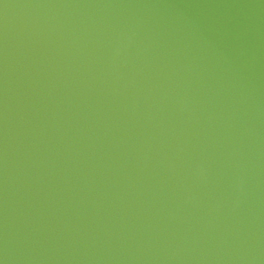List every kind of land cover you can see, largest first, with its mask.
I'll list each match as a JSON object with an SVG mask.
<instances>
[{
    "label": "water",
    "instance_id": "1",
    "mask_svg": "<svg viewBox=\"0 0 264 264\" xmlns=\"http://www.w3.org/2000/svg\"><path fill=\"white\" fill-rule=\"evenodd\" d=\"M2 264H264L261 0H0Z\"/></svg>",
    "mask_w": 264,
    "mask_h": 264
},
{
    "label": "snow or ice",
    "instance_id": "2",
    "mask_svg": "<svg viewBox=\"0 0 264 264\" xmlns=\"http://www.w3.org/2000/svg\"><path fill=\"white\" fill-rule=\"evenodd\" d=\"M262 3H264V0H261ZM0 264H2V262H0Z\"/></svg>",
    "mask_w": 264,
    "mask_h": 264
}]
</instances>
